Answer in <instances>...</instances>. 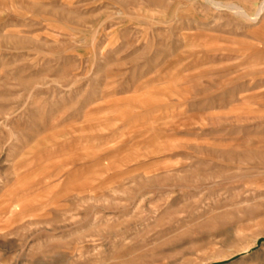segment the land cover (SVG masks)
I'll list each match as a JSON object with an SVG mask.
<instances>
[{"label": "rangeland", "instance_id": "1", "mask_svg": "<svg viewBox=\"0 0 264 264\" xmlns=\"http://www.w3.org/2000/svg\"><path fill=\"white\" fill-rule=\"evenodd\" d=\"M0 264H264V0H0Z\"/></svg>", "mask_w": 264, "mask_h": 264}]
</instances>
